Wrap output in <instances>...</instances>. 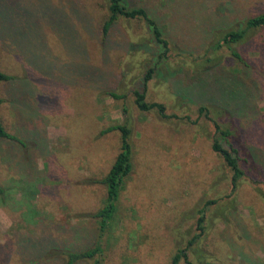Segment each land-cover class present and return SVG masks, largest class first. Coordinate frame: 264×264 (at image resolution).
Segmentation results:
<instances>
[{
	"label": "rangeland",
	"instance_id": "obj_1",
	"mask_svg": "<svg viewBox=\"0 0 264 264\" xmlns=\"http://www.w3.org/2000/svg\"><path fill=\"white\" fill-rule=\"evenodd\" d=\"M125 3L156 19L168 40L164 57L140 19L119 17L102 38L109 0H0V70L15 77L0 84V114L23 140L0 141V264H62L57 250L96 242L88 214L105 188L95 180L120 147L117 130L100 132L117 122L131 128L133 170L101 236L102 259L77 264H171L199 232L201 208L204 230L187 248L192 264H264V29L239 46L251 68L235 73L222 48L210 52L219 63L201 69L220 32L242 28L264 0ZM151 67L146 100L163 103L169 118L134 103ZM235 79L249 87L246 104ZM200 106L227 112L245 172L234 190Z\"/></svg>",
	"mask_w": 264,
	"mask_h": 264
},
{
	"label": "trees",
	"instance_id": "obj_2",
	"mask_svg": "<svg viewBox=\"0 0 264 264\" xmlns=\"http://www.w3.org/2000/svg\"><path fill=\"white\" fill-rule=\"evenodd\" d=\"M124 17L127 19H140L144 21L146 26L152 33L154 41L163 48L160 57H164V54L168 51V40L164 37L163 31L160 28L158 22L153 18L145 7L142 6H128L125 0H109L108 4V16L101 25L102 38L105 39L113 23L119 18ZM264 29V11L257 12L246 18L244 26L242 28H230L222 30L217 39H215L208 47L206 54L203 56L201 69L209 70L218 64V56H210V52L216 53L218 50L224 48L230 55V58L237 64L236 72H242L252 65L248 62L245 55L239 49V46L248 40L249 35L252 32ZM12 40V39H11ZM264 49V44L261 45L260 49ZM154 67L147 70L144 75V87L140 89H134L132 91L134 96V103L136 107L141 111L155 110L162 118H169L171 115L166 113L165 105L161 102L147 101L145 94L146 82L152 77ZM240 78V74L236 78ZM15 77L11 74L5 73L0 70V84L13 80ZM230 83V81H229ZM233 83V82H232ZM235 84L239 89L241 102H247L251 92L249 87H246L241 79H235ZM115 98H122L123 96L110 92ZM2 99L0 97V105ZM244 104V105H245ZM212 107L200 106L199 112L205 114L212 120L218 137H213L211 142V149L216 152L226 165L231 169V185L234 190L241 177L244 175V169L240 166L238 157L234 154L236 149L234 148V142L236 135L234 131L229 129L227 126V112L225 110H219V116L211 110ZM226 112V113H225ZM216 115H215V114ZM117 130L120 135V147L119 150L109 167L108 171L100 179L95 180L101 183L105 188V197L102 201V205L93 213H90L92 218L97 223V240L92 246H88L82 249H60L57 250L53 255L61 257L62 264H77L93 259L96 262H100L103 257L104 249L101 245V236L106 233L112 226V222L115 218L116 211L118 209V199L120 192L124 188L125 180L133 170L132 161V145H131V128L126 123H112L101 130V134L109 131ZM225 140L228 147H225L220 141ZM2 140H14L19 143H23L17 135L10 133L4 126L2 117L0 114V141ZM246 162L249 163V158H246ZM4 188L0 185V194L4 192ZM199 217L197 219V228L199 232L194 234L187 242V245L183 248H179L173 255L171 264H177L180 260L186 264H192L188 259L187 248L198 241L203 230V208L199 210ZM52 254V252H51Z\"/></svg>",
	"mask_w": 264,
	"mask_h": 264
}]
</instances>
